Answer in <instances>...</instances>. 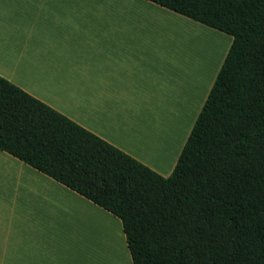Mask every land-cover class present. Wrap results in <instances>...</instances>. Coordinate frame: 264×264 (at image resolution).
Here are the masks:
<instances>
[{"label":"trees","instance_id":"obj_1","mask_svg":"<svg viewBox=\"0 0 264 264\" xmlns=\"http://www.w3.org/2000/svg\"><path fill=\"white\" fill-rule=\"evenodd\" d=\"M231 36L162 175L0 75V150L118 217L132 264H264V0H148Z\"/></svg>","mask_w":264,"mask_h":264},{"label":"crops","instance_id":"obj_2","mask_svg":"<svg viewBox=\"0 0 264 264\" xmlns=\"http://www.w3.org/2000/svg\"><path fill=\"white\" fill-rule=\"evenodd\" d=\"M170 18L205 25L148 0H0V75L168 175L186 134L173 152L176 135L148 121L177 99L166 93L167 64L176 63L151 50L158 35L149 23L166 28ZM225 53L205 91L186 99L183 111L195 108L190 124ZM117 262L132 264L118 217L0 150V264Z\"/></svg>","mask_w":264,"mask_h":264},{"label":"rangeland","instance_id":"obj_3","mask_svg":"<svg viewBox=\"0 0 264 264\" xmlns=\"http://www.w3.org/2000/svg\"><path fill=\"white\" fill-rule=\"evenodd\" d=\"M127 6L128 7L123 8V11H128L129 9L130 12L136 13L140 12L141 10L137 5ZM168 20V26L166 28L156 26L154 24V20L150 21V31L158 35V42L151 45V50L153 48L156 49L157 55L160 54L161 57H165L168 61H173L176 63L167 64L172 72V82L168 81L166 93L169 92L173 98L177 99H172L171 101L168 100L166 104L160 105V112L158 116H156L157 121L154 120L153 116H151L148 121H151L153 126L154 123H157V126H159L164 133L168 134L170 132L171 135H176V140L174 143H172L174 146L170 145V147L173 146L172 150L175 152L176 147L181 145L185 134L186 137L189 134L191 126L195 120L194 117L192 123L190 124L192 115L195 113L194 107L189 113L183 111L185 109L184 107L186 99H189L191 95H194L195 93H197V97L195 98L198 99L200 93L198 94L197 88L202 91L201 93L205 91L204 84L205 82L208 84L212 77V73L219 65L222 55L225 53V51H227V47H229L231 42V36L217 29L203 25L204 27L197 28L199 32L193 35L194 38L197 39L195 41L193 40L191 43L189 36H191V30L195 28H188L171 18ZM188 29L191 30L189 31ZM198 30L195 29V31ZM197 40H199V42ZM192 60H195L194 64H187L188 61L193 63ZM209 62L211 64H209ZM181 102L182 106H180ZM172 124L175 127H173ZM117 225L119 226V223H117ZM112 226V232L114 229V233L117 234L118 239V231L120 232V230L119 228H114V225Z\"/></svg>","mask_w":264,"mask_h":264},{"label":"bare ground","instance_id":"obj_4","mask_svg":"<svg viewBox=\"0 0 264 264\" xmlns=\"http://www.w3.org/2000/svg\"><path fill=\"white\" fill-rule=\"evenodd\" d=\"M201 32V31H200ZM193 37H191V39H192ZM195 40H196V38H195ZM198 42H199V40H197ZM216 43V42H215ZM215 49H217V48H215ZM218 51V50H217ZM214 52H216V51H214ZM202 53H204V52H202ZM210 53V52H209ZM217 53V52H216ZM201 54V53H200ZM211 54H213V53H211ZM221 55V54H220ZM211 56V55H210ZM213 56V55H212ZM214 58H215V56H214ZM193 61V63H194V60H192ZM216 61V60H215ZM215 63V62H214ZM209 64H211L210 62H209ZM172 126H173V124H172ZM173 127H175V126H173ZM173 127H171V128H173ZM182 127V126H181ZM177 128V127H176ZM175 129V128H174ZM173 131V130H172ZM176 132V131H175ZM173 135H175V134H173ZM143 141H144V139H143ZM145 143H147V142H145ZM148 144V143H147ZM147 147V146H146ZM150 146L148 145V148H149ZM105 223V222H104ZM103 223V224H104ZM109 226V225H108ZM102 233V232H101ZM99 234V233H98ZM97 235V234H96ZM96 243H97V241H96ZM97 247V246H96ZM118 263V262H117ZM123 263V262H122ZM121 263V264H122ZM119 264V263H118Z\"/></svg>","mask_w":264,"mask_h":264}]
</instances>
